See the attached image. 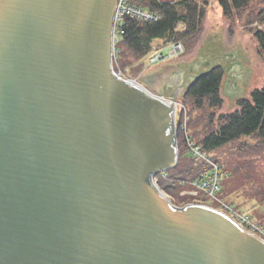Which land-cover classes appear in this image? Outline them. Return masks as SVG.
<instances>
[{"label": "water", "instance_id": "1", "mask_svg": "<svg viewBox=\"0 0 264 264\" xmlns=\"http://www.w3.org/2000/svg\"><path fill=\"white\" fill-rule=\"evenodd\" d=\"M117 4L0 1V264H264L230 216L153 183L178 164L173 109L114 76Z\"/></svg>", "mask_w": 264, "mask_h": 264}, {"label": "rangeland", "instance_id": "2", "mask_svg": "<svg viewBox=\"0 0 264 264\" xmlns=\"http://www.w3.org/2000/svg\"><path fill=\"white\" fill-rule=\"evenodd\" d=\"M196 1L204 8L206 17L203 20L199 36L195 39L193 46H189L185 55L183 54L184 58L182 60L190 62V60L196 58L195 56L201 51V46H199L201 37L206 36V31H208L209 27L217 24V31L222 30L221 35L219 34V40H221L220 44L223 50L233 55L232 63L241 64L242 66L238 65V69L246 74V76H242L241 73L242 80L239 81L240 92L249 96V91L261 88L264 84V55L261 54L258 43L253 35L256 29L264 31V21L259 20L264 9V0L252 1L247 7L236 12L231 19L223 15V10L218 0ZM220 17L222 23H218ZM220 25L224 26L220 28ZM164 52L165 54L169 53L168 50H164ZM129 56L124 60V66L119 60V70L126 77L138 80L142 84L141 87L144 86L151 91L152 89L148 85V78L151 73L150 67L145 68L146 64L148 65L149 63L148 58L150 56L146 58L145 65L143 62H135L134 58ZM177 63L180 64V62ZM159 64L161 62L152 64L151 69L157 67ZM116 68L118 69V67ZM187 88H183L184 93L180 92L181 94L178 97L179 108L176 109L179 112V125H177L179 136L177 137L179 147L178 168L180 167V169L176 172L175 170L173 171L174 167L157 172L152 177L153 183L162 193L164 192L163 194H166L167 199L177 208H185L193 204L207 206L219 210L232 218L240 219L250 229L259 228L260 230H264V139L253 135L227 144L210 152L208 154L212 159L210 166L205 165L203 167L204 162L200 163V161H203V158H194L191 155L197 149L193 147L189 148L185 130L194 138L203 137L216 130L218 118L222 114H228L237 109V104H234L236 95L233 96L228 86L224 85L223 93L226 94V99L221 108L214 109L210 107L208 101H206V105L203 108H197L192 98H188ZM167 90L168 96L166 98H170L169 91L171 89L166 88ZM211 115H214V118H212L214 121H211ZM184 137L186 144H182L181 146L180 141ZM180 154L182 155L181 160ZM187 164L190 165V172L188 173L185 172L188 169ZM199 166L203 168L197 171ZM215 168H223L221 171L224 176L228 177L225 183L226 193L222 192L218 194V196H221L220 198L217 197L219 199L218 202L210 198L207 192L205 193L202 187L199 186L203 176L206 175L205 173ZM227 171L229 174H227ZM176 173H185L191 176L189 180L186 179L187 181L182 183L176 178ZM185 174L182 176L185 177ZM214 181H216V178ZM162 182L163 185L161 184Z\"/></svg>", "mask_w": 264, "mask_h": 264}, {"label": "trees", "instance_id": "3", "mask_svg": "<svg viewBox=\"0 0 264 264\" xmlns=\"http://www.w3.org/2000/svg\"><path fill=\"white\" fill-rule=\"evenodd\" d=\"M252 1L255 0H218L223 10V15L228 19L233 18L236 12L247 7ZM139 3L158 12L161 15V19L153 23L137 21L131 18L126 19L118 54L123 66L124 60L128 55L134 58L135 62L143 60L152 51L155 40H163L164 43L180 41L185 48V53L189 46H193L195 39L202 30L203 20L206 17V12L198 1L180 0L170 4L160 3L157 0H139ZM259 20L264 21V9ZM253 35L261 54L264 55V31L256 29ZM223 78V69L220 67L213 69L188 88V98H192L197 108H203L206 105V101L214 109L221 108L224 104L221 95ZM237 106L239 107L237 110L222 114L218 118L216 130L203 137H198L199 139L191 136L195 141L196 139L198 140L197 142L208 154L243 137L254 135L264 139V84L261 88H255L251 92L250 98L240 99ZM210 118L211 121H214L212 120L214 115H211ZM180 142L181 146L185 144V137ZM181 157L182 155L180 154V160ZM187 165L186 173L190 172V165ZM203 167H205V164ZM203 167L199 166L197 171ZM179 169L180 167L178 168L177 164L173 171L177 172ZM227 173L229 174L228 171ZM184 174L176 173L177 176L179 175L176 178L182 183L189 180L191 176L185 174V177H183L182 175ZM146 182L149 189L160 198L161 196L154 184L149 179ZM225 183L226 181L223 186L224 193H226ZM161 184L163 185V182ZM170 207L174 209L172 205Z\"/></svg>", "mask_w": 264, "mask_h": 264}, {"label": "crops", "instance_id": "4", "mask_svg": "<svg viewBox=\"0 0 264 264\" xmlns=\"http://www.w3.org/2000/svg\"><path fill=\"white\" fill-rule=\"evenodd\" d=\"M157 1L160 3L173 4L180 0H176L175 2H173V0H157ZM218 23H222L221 17ZM223 26L224 25H220V28ZM179 27H182V26H179ZM217 29H218L217 24L207 29L208 31H206V36H202L200 39V44H199V46H201L200 53L195 56L196 57L195 59L193 60L189 59L190 62H185L184 60H182L184 58V55H185L184 54L181 56L179 55L177 57H173L171 59H166L165 61H162L161 64L157 65V67L155 68L151 69V66H150L151 73L148 78V85L151 87L152 89L151 91L159 95L161 94L168 95V90L164 92V89L166 88L169 90L171 89V91H169V96H170V94L173 91L176 92V91L182 90L180 88L182 83L184 87L190 85V83L193 82L194 80V78L191 77L192 74L199 75L205 71L212 69V67H214V69L220 67L224 71V78H223V82L221 86V95H222L223 100L226 99V94L223 93L224 85L228 86L229 91L231 92L233 96L236 95L234 104H237L238 101L242 98H250V95L249 96L247 94L244 95V94H241L240 92L241 87H240L239 81H241L242 76H246V74L241 72L238 69V65H241V64L232 63L233 55L229 54V52H227L226 50H223V47L220 44L221 40H219L222 30L217 31ZM156 50L163 51V52L164 50H168L169 52H171L170 42L164 43L163 40H155L153 42L152 51L150 52V54H148L140 62H143L144 64L146 58L149 55H152ZM177 62H180V64H178ZM241 73H242V76H241ZM185 79L187 80L184 83L183 81ZM177 85L179 86L175 90V87ZM252 90L249 91L250 94ZM182 92L183 90L181 91V93Z\"/></svg>", "mask_w": 264, "mask_h": 264}, {"label": "built area", "instance_id": "5", "mask_svg": "<svg viewBox=\"0 0 264 264\" xmlns=\"http://www.w3.org/2000/svg\"><path fill=\"white\" fill-rule=\"evenodd\" d=\"M1 1V0H0ZM127 18L135 19L137 21H142V22H157L161 19V15L148 8L145 7L144 5L139 3V0H118V4L116 6L115 14H114V19H113V25H112V34H111V40H112V71L114 76L125 82L128 83L129 85L136 84L138 86H142V84L138 81L133 79H130L126 77L122 71L119 70V45L122 41V36L124 34V25L126 22ZM170 48L171 52H169L166 56L164 57V52L156 50L152 55H149L150 57L148 58V65L146 64V67H150L152 64L157 63L161 61L162 59H171L173 57L181 56L185 53V48L183 44L180 41H173L170 42ZM118 67V69L116 68ZM144 68V69H145ZM143 69V70H144ZM139 82V83H138ZM179 108V105H178ZM177 108V109H178ZM178 115L179 112L178 110L174 111V118H175V125H177L178 121ZM185 121V120H184ZM186 123V122H184ZM186 131V132H185ZM184 132L187 134V144H189V148L193 147L197 150L194 152L190 153L194 158L202 157L205 165H209L211 163V157L208 155L206 151H204L199 143H197L189 134L188 131L185 130ZM186 142V139H185ZM186 144V143H185ZM223 169V168H221ZM220 168H215L212 171H208L205 173L206 175H202L203 179L202 182L199 183V186L202 187L204 192L209 195L210 198H213L218 202V198L221 196H218L219 193L223 192L222 186H224V182L227 180L228 177L224 176L223 172L221 171ZM228 174V173H227ZM216 178V181L214 179ZM222 181H224L222 183ZM218 197V198H217ZM232 218V217H231ZM235 218V217H234ZM234 222L246 233L258 238L263 244H264V230H260L259 228H253L250 229L246 226L245 223H242L241 220L239 219H234Z\"/></svg>", "mask_w": 264, "mask_h": 264}, {"label": "bare ground", "instance_id": "6", "mask_svg": "<svg viewBox=\"0 0 264 264\" xmlns=\"http://www.w3.org/2000/svg\"><path fill=\"white\" fill-rule=\"evenodd\" d=\"M132 86H135L136 88L138 87V89H140V90H142V91H144V89H145V87L143 88V87H141V86H138V85H136V84H133ZM186 87H188V86H186ZM183 90V89H182ZM182 90H179V91H177L176 93L178 94V96H179V94H181L180 92L182 91ZM184 91V90H183ZM160 99H161V101H162V105L161 106H163V107H165V108H171V109H173L172 110V114H173V119H175L174 118V111L178 108V100H176V101H174V100H172L171 98H166V97H159ZM174 101V102H173ZM182 124V123H181ZM177 125H179L178 124V121H177ZM177 125H175V120H174V126H175V128H176V131H177V134L175 135L176 136V143H177V147H178V126ZM178 150H179V147H178ZM164 193V192H163ZM165 196H166V194H164ZM167 197V196H166ZM193 205H196V204H193ZM207 207V206H206ZM210 208V207H209ZM217 211H219V210H217ZM219 212H221V211H219Z\"/></svg>", "mask_w": 264, "mask_h": 264}, {"label": "flooded vegetation", "instance_id": "7", "mask_svg": "<svg viewBox=\"0 0 264 264\" xmlns=\"http://www.w3.org/2000/svg\"><path fill=\"white\" fill-rule=\"evenodd\" d=\"M167 54L164 53V57L166 58ZM162 61H165V59H162L161 61L159 62H162Z\"/></svg>", "mask_w": 264, "mask_h": 264}]
</instances>
